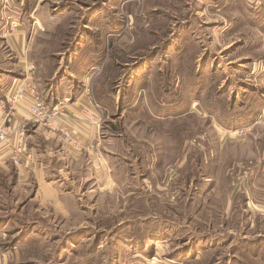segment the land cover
<instances>
[{
	"label": "rangeland",
	"instance_id": "rangeland-1",
	"mask_svg": "<svg viewBox=\"0 0 264 264\" xmlns=\"http://www.w3.org/2000/svg\"><path fill=\"white\" fill-rule=\"evenodd\" d=\"M40 2L36 18L44 21L28 44L27 75L75 87L93 68L85 80L91 97L106 117H122L100 125L116 133L119 155L108 159L115 185L84 179L92 169L85 158L73 165L81 200L63 199L52 218L42 208L46 215L32 221L53 232L22 254L46 264L59 246L60 264H264V188L254 191L264 183V144L221 139L214 128L230 123L233 103L245 106L232 90L264 91V0ZM153 56L140 112L117 109L128 70ZM173 103L184 105L185 118L149 120L148 109ZM11 196L10 210L34 211Z\"/></svg>",
	"mask_w": 264,
	"mask_h": 264
},
{
	"label": "crops",
	"instance_id": "crops-1",
	"mask_svg": "<svg viewBox=\"0 0 264 264\" xmlns=\"http://www.w3.org/2000/svg\"><path fill=\"white\" fill-rule=\"evenodd\" d=\"M31 1L0 0V125L8 114H14L18 122L29 119V102L23 103L13 111L10 109L6 111L2 110V106L6 104L7 97L16 83L19 80H26L27 83L34 86L37 94L49 105H55L60 100L67 102V115L69 119L67 125L74 142L69 143L64 139L60 132L61 124L59 121L54 122L50 126L30 124L28 145L32 156L31 159L25 160V165L20 168H16L10 162L0 163V264H38L37 258L33 256L27 258L26 255L22 254V251L36 249L41 244L40 239H42V235H46V233L52 234L53 231L37 226L38 223L32 220L41 218L40 213L46 215L43 210L44 207H46V211H48V207L51 208V213H47L52 218L56 215L54 212H58V208L62 206L63 199H71L73 201L74 198L76 200L78 198V200H81V198L75 195L77 186L72 184L77 179V168L72 167L73 165L76 167V164L82 163L83 158L89 162L88 165L92 168L85 169L86 172H89L85 175L84 179L90 182V179L93 178L99 185L106 187L115 185V175L113 172L116 166L110 162L109 165L108 159H117L116 156L119 155V150L113 149V147H116V139H114L116 133L111 131L109 125L108 127L106 125L103 127L90 126L83 122L81 118L84 108L96 111L102 118L103 124L115 123V121L121 120L122 117V115L119 117H111V115L106 117L104 106L100 104L101 107L95 103L91 97L89 86H87L85 80L91 77L89 75L95 69L89 68L84 70L83 75H81L84 77L82 78V82L84 83H80L81 86H76L75 82H72L75 87L72 85L68 86L69 82L63 85L62 80H59V78L57 79L58 82L54 84L48 83L47 85L45 83L48 80L43 82L37 77L36 83L34 81V73L27 75V71L29 70L28 58L31 55L28 44L36 34V27L38 26L39 28L40 20L41 22L44 21V18L40 20L36 18V14L40 10L39 5L41 0H38L36 3L38 5L35 6H33ZM57 19H59L58 15L56 16ZM261 24L263 26L264 22L262 21ZM220 31L221 33H225L227 29H221ZM155 58L154 56L151 59L146 57L144 62L140 63L139 66L135 64L134 67H137L133 68V70H128L122 85V95H114L116 96L115 98L120 96V106L115 105L117 109L126 104L125 108H128V110L140 112L138 105L143 103L145 97H147L148 86L153 80L152 74L154 70L151 64ZM57 74H54L53 79L49 81L52 82ZM234 84L237 85L236 82ZM245 86L248 89L243 86L245 90L235 88L234 91H231V93L236 94L237 98L241 95L244 96L246 102L243 105L245 106L237 108L238 102L233 103L230 110L236 111L234 112L236 114H233V117H229L230 123H227L225 126L220 124L214 125V128L220 131L221 139L230 138L232 140L240 138L239 141H243L242 139L248 137L247 140L250 141V146L252 143L261 145L262 143L264 144V122L260 123L262 126H258L257 123L259 116L264 117V91H256L257 89L251 91L249 84H245ZM200 89L202 87L196 89V92ZM163 90L165 93V89ZM249 90L250 92H256L257 96L249 94ZM250 98H253L251 104L248 103ZM158 107L153 109V111L148 109L147 115L149 120L169 124L172 121H180L186 117L185 111H183L184 105L182 104L173 103L172 105ZM177 107L181 111H178ZM177 112L178 114H176ZM109 118L110 121L108 120ZM107 128L110 130H107ZM242 128L247 130V132L250 131L246 137L244 136L245 138L235 135V131ZM111 139L114 140L111 141ZM120 146L119 144L118 147ZM12 173L17 179L14 180L15 183H11L10 181ZM261 175V178L264 179V166ZM257 184V189L255 188L254 191L261 196L264 183L260 180V183ZM12 193L17 195L18 198L24 196L26 201L24 203L26 204L23 205H34V211L17 208L10 210L9 203L12 202ZM87 193L90 194L91 191L88 189L84 190L81 197H85ZM20 194L22 195L19 196ZM14 201L16 202V198ZM62 212L68 213L64 210ZM60 251L58 246L55 250V261L49 260L46 261V264L62 263L63 261H60V257L62 256L60 255Z\"/></svg>",
	"mask_w": 264,
	"mask_h": 264
},
{
	"label": "built area",
	"instance_id": "built-area-1",
	"mask_svg": "<svg viewBox=\"0 0 264 264\" xmlns=\"http://www.w3.org/2000/svg\"><path fill=\"white\" fill-rule=\"evenodd\" d=\"M25 102H29V119L18 122L14 114H8L0 125V163L10 162L16 168L23 167L25 160H30L32 157L28 145L30 124L50 126L59 121L61 124L60 132L64 139L69 143L74 142L67 125L69 119L65 100L55 105H49L37 94L34 86L27 83L26 80H19L7 97L2 110L10 109L13 111ZM81 118L83 122L90 126L99 127L102 124L100 115L88 108L83 109ZM262 119L263 116H259V123H263ZM235 135L239 137L247 134L242 130H238L235 131Z\"/></svg>",
	"mask_w": 264,
	"mask_h": 264
}]
</instances>
